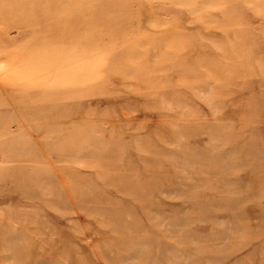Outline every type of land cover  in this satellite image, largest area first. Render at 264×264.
<instances>
[{
  "label": "rangeland",
  "instance_id": "1",
  "mask_svg": "<svg viewBox=\"0 0 264 264\" xmlns=\"http://www.w3.org/2000/svg\"><path fill=\"white\" fill-rule=\"evenodd\" d=\"M0 264H264V0H0Z\"/></svg>",
  "mask_w": 264,
  "mask_h": 264
}]
</instances>
